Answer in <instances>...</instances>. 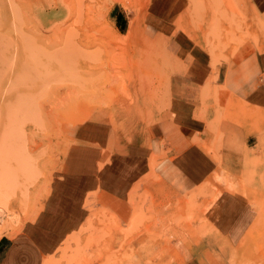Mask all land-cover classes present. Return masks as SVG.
Here are the masks:
<instances>
[{"label":"rangeland","instance_id":"obj_1","mask_svg":"<svg viewBox=\"0 0 264 264\" xmlns=\"http://www.w3.org/2000/svg\"><path fill=\"white\" fill-rule=\"evenodd\" d=\"M153 1L0 0V238L23 234L47 209L68 161L80 154L72 126H151L171 105L170 77L184 69L182 55L168 39L144 33ZM187 6L186 24L182 16L178 24L202 28L214 64L247 39H264V15L246 0H188ZM121 12L127 18L123 34L115 18ZM129 27H136L130 38ZM207 111L205 106L201 116ZM216 114L207 123L216 133L215 145L206 146L213 154L222 142L220 120L246 125L250 119L256 145L242 150L244 159L234 169L220 162L217 172L180 199L150 173L133 187L136 211L126 203L127 217L92 195L88 222L66 241L59 264H155L157 250L174 241L196 247L212 235L205 213L225 190L248 197L260 212L250 238L255 245L246 240L241 248L264 264V113L229 98ZM98 158L100 168L109 162Z\"/></svg>","mask_w":264,"mask_h":264},{"label":"crops","instance_id":"obj_2","mask_svg":"<svg viewBox=\"0 0 264 264\" xmlns=\"http://www.w3.org/2000/svg\"><path fill=\"white\" fill-rule=\"evenodd\" d=\"M187 1L154 0L144 26L148 37L168 39L182 55L184 69L170 77L169 108L158 113L151 126H114L110 121L72 126L80 154L68 161L64 181L55 187L40 219L19 236L0 238V264H59L66 241L88 222L86 203L92 195L104 197L112 209L127 217V204L131 212L136 211L131 191L148 174L154 172L157 183L180 199L217 172L220 162L230 163L234 169L244 159L242 150L249 153L254 149L250 119L246 125L232 119L219 121L223 137L218 154L206 148L215 145L216 139L207 123L219 118L216 111L229 98L264 113V39L258 43L247 39L233 55L214 64L202 28L194 32L178 24L180 16L187 22ZM246 2L253 12L264 15V0ZM176 5L181 9L173 10ZM115 18L117 30L123 34L121 26L127 18L123 12ZM136 27L128 28V38ZM205 106L208 111L201 116ZM90 151L95 154L92 158ZM98 156L109 160L104 168H100ZM215 201L205 213L212 235L196 247L172 242L168 250H157L152 259L155 264H232V259L238 264H257L251 249L244 252L241 245L246 240L255 245L250 238L258 228L260 212L248 197L232 190L223 191ZM224 243L228 249H223Z\"/></svg>","mask_w":264,"mask_h":264},{"label":"bare ground","instance_id":"obj_3","mask_svg":"<svg viewBox=\"0 0 264 264\" xmlns=\"http://www.w3.org/2000/svg\"><path fill=\"white\" fill-rule=\"evenodd\" d=\"M18 17H19V16H18ZM69 30H70V29H69ZM69 30H68V31H69ZM68 31H67V32H68ZM69 33H70V32H69ZM71 33H72V32H71ZM76 34H78V33H76ZM70 35H71V34H70ZM66 36H67V35H66ZM73 36H75V35L73 34ZM70 37H71V36H70ZM66 38H67V37H66ZM65 48H66V47H65ZM65 56H66V55H65ZM70 56H71V55H70ZM6 232H7V230H6ZM6 232H5V233H6ZM3 233H4V232H3ZM8 233H9V232H8ZM10 237H11V236H10Z\"/></svg>","mask_w":264,"mask_h":264}]
</instances>
